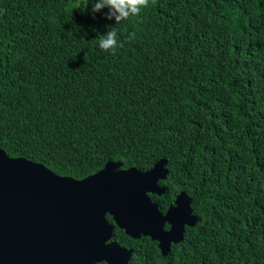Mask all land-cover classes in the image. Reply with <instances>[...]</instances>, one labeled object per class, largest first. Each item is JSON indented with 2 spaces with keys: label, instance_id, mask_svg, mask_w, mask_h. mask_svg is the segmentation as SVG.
Instances as JSON below:
<instances>
[{
  "label": "trees",
  "instance_id": "obj_1",
  "mask_svg": "<svg viewBox=\"0 0 264 264\" xmlns=\"http://www.w3.org/2000/svg\"><path fill=\"white\" fill-rule=\"evenodd\" d=\"M93 2L0 0V148L75 179L164 157L150 200L183 191L200 221L165 255L114 227L127 264H264V0H150L117 25Z\"/></svg>",
  "mask_w": 264,
  "mask_h": 264
},
{
  "label": "water",
  "instance_id": "obj_2",
  "mask_svg": "<svg viewBox=\"0 0 264 264\" xmlns=\"http://www.w3.org/2000/svg\"><path fill=\"white\" fill-rule=\"evenodd\" d=\"M165 165L159 157L141 171L107 160L75 179L0 148V264H127L132 250L112 240L114 227L156 241L165 255L200 221L183 191L164 213L150 200L164 194Z\"/></svg>",
  "mask_w": 264,
  "mask_h": 264
},
{
  "label": "clouds",
  "instance_id": "obj_3",
  "mask_svg": "<svg viewBox=\"0 0 264 264\" xmlns=\"http://www.w3.org/2000/svg\"><path fill=\"white\" fill-rule=\"evenodd\" d=\"M149 3L150 0H94L91 12L95 14L107 9L105 18L114 19L117 25L130 18L138 17L144 9L149 7ZM109 29L111 30H108L106 35L99 36V48L115 54L116 50L123 46V40L116 27ZM134 38L135 33L125 37L127 41H132Z\"/></svg>",
  "mask_w": 264,
  "mask_h": 264
}]
</instances>
